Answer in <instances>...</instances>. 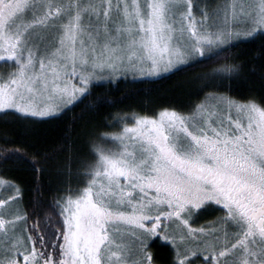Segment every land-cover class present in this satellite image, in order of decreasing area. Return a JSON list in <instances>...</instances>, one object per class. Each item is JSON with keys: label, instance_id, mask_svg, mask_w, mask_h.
<instances>
[{"label": "snow or ice", "instance_id": "6c2138e0", "mask_svg": "<svg viewBox=\"0 0 264 264\" xmlns=\"http://www.w3.org/2000/svg\"><path fill=\"white\" fill-rule=\"evenodd\" d=\"M257 40L252 59L231 51ZM190 69L184 109L127 112L96 94ZM245 79L261 93L237 99ZM88 97L90 112L117 110L79 147L64 137L30 156L0 136V164L36 182L26 206L0 178V264H156L157 239L169 264H264V0H0V115L26 126ZM209 208L222 215L194 226Z\"/></svg>", "mask_w": 264, "mask_h": 264}, {"label": "trees", "instance_id": "16d2710c", "mask_svg": "<svg viewBox=\"0 0 264 264\" xmlns=\"http://www.w3.org/2000/svg\"><path fill=\"white\" fill-rule=\"evenodd\" d=\"M217 2H220V0H212L213 4ZM258 47L259 40L255 43H241L231 51L240 53V58L246 60L254 57ZM256 63H259V61H256ZM197 70L190 69L185 73L160 78L151 83L121 82L118 86L113 85L111 88L105 86L103 89H98L96 94L103 92L109 97L119 98L121 103L117 107L123 108L127 112L151 114L160 105H172L178 109H184L198 99L195 94V85L188 82ZM252 93L257 95L261 93L258 79L255 83L249 79L237 82L232 95L237 99H244ZM91 100H93V97H88L54 120L34 123L24 122L26 126H22L14 116L0 115V136L7 135L9 138L17 140L15 145H8V147L30 145L31 147L28 149L30 156L35 152H49L51 148L58 146L64 137L76 141L79 147L87 139L88 133L97 127L101 131L113 130L106 129L103 125L107 112L114 113L117 109L111 108L90 112L87 110L86 105ZM0 178L21 184L25 188L24 203L26 206H30L36 196L34 191L36 182L27 165L17 166L12 162L0 164ZM42 183V198L47 203L50 190H54L56 187L54 174L46 172ZM3 189L11 191L7 187H3L1 190ZM221 215L222 212L209 208L201 214V218L196 221L194 226L204 224L206 221H211ZM149 250L155 253L156 264H169L171 260L169 245L157 239Z\"/></svg>", "mask_w": 264, "mask_h": 264}, {"label": "rangeland", "instance_id": "374dc122", "mask_svg": "<svg viewBox=\"0 0 264 264\" xmlns=\"http://www.w3.org/2000/svg\"><path fill=\"white\" fill-rule=\"evenodd\" d=\"M3 187L6 188L5 185H0V198H5V197H7L8 195L11 194V191H9V190H7V189H3V190H1ZM169 247H170L171 258H172V256H173L172 247H171V245H169Z\"/></svg>", "mask_w": 264, "mask_h": 264}]
</instances>
